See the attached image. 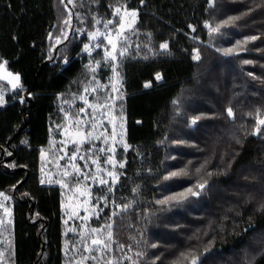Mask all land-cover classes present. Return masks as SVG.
<instances>
[{
    "label": "trees",
    "instance_id": "obj_1",
    "mask_svg": "<svg viewBox=\"0 0 264 264\" xmlns=\"http://www.w3.org/2000/svg\"><path fill=\"white\" fill-rule=\"evenodd\" d=\"M124 5L138 22L117 66L131 150L119 157L126 168L116 201L130 207L112 217L113 264L128 251L141 264H264V125L255 133L264 119V0H0V64L21 84L17 92L2 84L0 107V192L14 203L11 264H74L63 193L42 182L41 155L61 106L79 102L91 82L88 38L78 31L102 28ZM206 24L219 30L210 34ZM249 37L258 39L239 43V55L216 51ZM101 65L106 81L112 63ZM200 183L198 196L157 202Z\"/></svg>",
    "mask_w": 264,
    "mask_h": 264
},
{
    "label": "rangeland",
    "instance_id": "obj_2",
    "mask_svg": "<svg viewBox=\"0 0 264 264\" xmlns=\"http://www.w3.org/2000/svg\"><path fill=\"white\" fill-rule=\"evenodd\" d=\"M213 4L214 0L211 5ZM121 8V15H123V9L125 8L128 12L136 11L128 9L126 5L121 6ZM136 12L138 14V11ZM116 19L118 18L114 16L110 20ZM137 22L138 15L135 22L131 17L124 16L125 36L127 38L134 32ZM130 24L132 25L131 29L128 27ZM113 27L115 25H109V29L98 27L95 31L108 32ZM78 33L80 37L87 36L88 42L85 44H89L90 47L102 42V47H93L91 54L85 52L83 48L82 56L87 59L89 70L91 67L96 66V61L104 62L103 47H110L107 45V41L103 40L102 37L98 38L97 41H91L84 32L78 31ZM110 62L104 63L108 64ZM3 65V67H0V95L3 96V103L0 104V107L6 104L5 98L8 94L2 84L9 85L12 92H17L21 87L20 78L17 82L15 79L17 75L9 71L6 64L3 63ZM116 65L118 66V61ZM101 68L102 65L100 64L95 72L90 71L92 76L87 88L89 91L84 92L82 96L86 97L88 104L104 103L106 101L109 107L96 112L95 121H91L89 114L93 113V109L89 108L83 100L79 99V102H69L68 105H62L63 119L61 122L53 124L51 145L41 155L43 183L57 185L63 193L62 214L66 224V235L68 236L66 238V252L73 258L74 264H90L92 261L96 262L99 259L106 262L111 261V264L116 261L113 255L112 217L114 216L113 213L122 210V206L116 201V193L120 186L122 170L126 168V161L119 160V157L121 153L126 154L129 152L131 146L127 141L126 117L120 115L117 108V103L121 99L122 84L119 78L118 82L114 78V73L110 76L106 75L104 77L106 81H103ZM14 84L17 87L13 88ZM113 84L116 85L118 91H113ZM97 85L101 87L98 88ZM150 87L151 84L147 88ZM81 108H84L85 112L82 113ZM101 112H103V115H101ZM76 120L84 121V123L76 125ZM89 122L96 124L94 136L103 135L99 140L91 139L81 143L82 136L78 134V129L84 132L91 130ZM105 139H107V143L104 142ZM125 145L128 146L127 150H125ZM100 148H114V152H100ZM74 153L77 159L73 161L70 158ZM80 156H84L86 159L81 160L79 159ZM109 156L117 162L115 168L111 164L105 163ZM89 157L91 159H88ZM92 159L98 161L103 171L97 170V166L91 162ZM119 163H124L125 166L120 168ZM73 164L81 169V173H86L95 178L83 179L82 175L72 167ZM108 171H113L119 176L117 183L111 184V177L107 175ZM65 172L69 174L65 175ZM101 179L109 181V184H101ZM109 185H111V191H109ZM3 196H7L8 199L4 200ZM3 196H0V205H2L0 206V264H11L12 246L10 236L14 222V203L8 194L3 193ZM118 205L121 207H117ZM108 212L110 218L107 215ZM108 224H112L111 229L106 227ZM94 228L103 229V231L93 233L91 229ZM109 231L112 234L111 240H108ZM96 238L109 243L110 251L98 249L97 246H94L92 240ZM88 248H91L92 251H87ZM88 256H95L96 259H84ZM122 264L141 263L135 253L128 251L122 256Z\"/></svg>",
    "mask_w": 264,
    "mask_h": 264
},
{
    "label": "snow or ice",
    "instance_id": "obj_3",
    "mask_svg": "<svg viewBox=\"0 0 264 264\" xmlns=\"http://www.w3.org/2000/svg\"><path fill=\"white\" fill-rule=\"evenodd\" d=\"M61 2L63 3L64 0H61ZM72 2H73V0H68V3H72ZM143 2H144V0H141V3H143ZM212 2H213V0H209L210 6H211ZM121 12H122V8L121 7H115L114 10H113V15L116 16L118 19H116V20H107V21L103 22V27L105 29H109V25H115V27L110 29L108 32H101V31L97 30L95 32L87 33V35H88V37H89V39L91 41H97L98 38H100V37H102L103 40L107 41V45L110 46V47H103V52H104L103 61L105 63H107L109 61L112 62V71L114 73V78L117 79V82H118V78H119V72L117 71L116 62L118 61L119 58L124 57L127 54V52H128V47L127 46H123L122 43H121L122 41H126V39H127V37L125 36L124 16L131 17L133 19V22H135V18L138 15L136 11L128 12L126 8L123 9V15H121ZM235 19H238V17H233L229 21H225L224 23H231ZM94 21H95L96 24H100L101 23V20L96 19V18H94ZM68 23H69V21H65V24H68ZM205 26L209 28V33L210 34L214 33V32H217L219 30L218 27L213 28V27H211L210 25H207V24ZM128 27H129V29H131L132 25L130 24ZM193 31H195V29H193ZM64 39H67V35L66 34L64 35ZM256 39H258V37H249L243 42H238L237 47L226 48V49L217 48L216 51L217 52H222V54L224 56L239 55V51H238L239 43H247L249 40H256ZM61 42L62 41L58 38L57 39V43H61ZM93 47L94 48H101L102 47V42L101 43H96V44L92 45L91 47H90L89 44H85L84 45V51L88 52L89 54H91V50H92ZM159 47H160V49L162 51H167L169 45H168L167 42H165V43L160 44ZM192 59L195 60V61H199L201 59L198 50H196L195 55H193ZM244 63H250V61H244ZM100 64H101V61H96V66L95 67H91L90 71L95 72L96 69L100 66ZM3 66H4L3 64H0V67H3ZM9 75H11V73H9ZM162 78L163 77L159 73H157L156 76H155L156 80H161ZM15 79H16L17 82H19V76L18 75L15 77ZM149 86H150V83L149 84H145V87H149ZM15 87H17L16 84L13 85V88H15ZM97 87L99 88L101 86L97 85ZM112 88H113V91H118V88L116 87L115 84H113ZM84 91L88 92L89 90L87 88H85ZM93 91H95V89H93ZM80 99L83 100L84 103L87 104L89 108L93 109V113L89 114L90 117H91V121H95V113L96 112L100 111L101 109H107L109 107V105L107 104L106 101L104 103H99L98 102L97 104H88V101H87L85 96H81ZM2 103H3V96L0 95V104H2ZM177 103H178V101H175V100L173 101V104H177ZM80 111L83 113V112H85V109L81 108ZM226 111H227V115L229 117H233L234 116V113H233V110H232L231 107L227 108ZM101 115H103V112H101ZM200 118L201 117H199V116L194 117L193 120H192V123L195 124ZM82 123H84V121H81V120H76L75 121L76 125H80ZM259 125H264V119L259 120V124L256 127V129H255V133L256 134H259L261 132V128H260ZM89 127H90L91 130H88L86 132L78 129V134H80L82 136L81 143H83L85 141H88V140H91V139L99 140V139H101V136L103 135V134H101V135H95L94 136V131L96 129V124L95 123L89 122ZM104 142L107 143V139H105ZM73 143H75V141H73ZM127 147L128 146L125 145V150H127ZM77 151H79V149H77ZM99 151L100 152H106V151L107 152H114V148H108V149L100 148ZM70 159L73 160V161L75 159H77L76 154L74 153ZM79 159L85 160L86 158L84 156H80ZM88 159H91V158L89 157ZM91 162H92V164H95L97 166V170L98 171H103V169L101 168L100 164L98 163V161L96 159H92ZM105 163L111 164L113 166V168H115L117 166V162L114 159H112L111 156H109L107 158ZM86 166H87V164L85 165V167ZM124 166H125L124 163H119V167L120 168H123ZM72 167L75 169V171L77 173H80L82 175L83 179H89V178H93L94 179L95 178V177H90L86 173H81V169L78 166H76L75 164H73ZM68 174L69 173L65 172V175H68ZM186 174L187 173L184 170H181L179 172H173L170 175L171 176H180V175H186ZM107 175L109 177H111V184H115V183L118 182L119 176L116 173H114L113 171H108ZM100 183L101 184H109V181L101 179ZM204 187H205V184L200 183V184H197L195 186V189H197V190H194L193 188L190 187V188L186 189L185 192L178 193L175 197H167L166 199L160 200V201H157V202L161 203V204L168 203L169 201H175L177 203H180L183 199H187L189 195L190 196H198L200 194L199 190H203ZM109 191H111V185H109ZM133 191H135V189H133ZM0 196H3V193H0ZM3 198H4V200L8 199L7 196H3ZM0 206H2V205H0ZM117 207H121V206L118 205ZM122 207H123V210H127V208L130 207V205L129 204H125ZM113 215L114 216L118 215V213H113ZM106 227L108 229H111L112 224H108V225H106ZM91 231L93 233H99V232L103 231V229L94 228V229H91ZM111 235L112 234L109 231L108 240H111ZM92 244L94 246H97L98 249H104V250H109L110 251V245L106 241H103V240H100V239L96 238V239L92 240ZM153 247H155V245H153ZM86 250L89 251V252L92 251L91 248H88ZM84 259H93V260H95L96 257L95 256H88V257H84ZM107 264H111V261H108ZM193 264H195V261H193Z\"/></svg>",
    "mask_w": 264,
    "mask_h": 264
}]
</instances>
